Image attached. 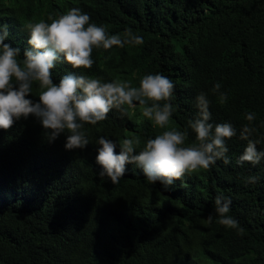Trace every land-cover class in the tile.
Returning a JSON list of instances; mask_svg holds the SVG:
<instances>
[{"label":"trees","instance_id":"1","mask_svg":"<svg viewBox=\"0 0 264 264\" xmlns=\"http://www.w3.org/2000/svg\"><path fill=\"white\" fill-rule=\"evenodd\" d=\"M73 7L111 34L131 28L144 43L94 50L95 63L83 73L58 62L54 83L72 73L138 85L145 74H162L175 84L171 119L180 130L196 118L203 92L209 122L237 130L226 141L230 162L218 160L167 190L129 165L113 185L98 175V139L119 142L135 133L146 140L162 131L139 107L131 117L113 109L86 125L83 150H66V134L49 142L33 116L16 121L0 129V264H264V160L237 163L247 144L239 138L246 112L256 114L251 139L264 152V0H0L5 43L23 60L30 38L24 25ZM218 82L227 93L223 104L212 92ZM33 89L28 98L38 102ZM194 139L189 130L188 143ZM250 176L255 184L246 182ZM218 195L231 199L229 215L242 232L217 223Z\"/></svg>","mask_w":264,"mask_h":264},{"label":"clouds","instance_id":"2","mask_svg":"<svg viewBox=\"0 0 264 264\" xmlns=\"http://www.w3.org/2000/svg\"><path fill=\"white\" fill-rule=\"evenodd\" d=\"M48 21H29L24 25L30 38L23 60L19 59L18 48L5 43L9 35L7 26L0 29V129L8 131L16 121L33 116L40 121L49 142L66 134V150H83L89 145L86 125L105 121L113 109L131 117L139 107L152 127L162 131L146 140L135 133L119 142L100 137L96 156L102 169L99 177H106L115 185L126 175L128 166L135 165L149 184L159 182L167 190L187 175L209 170L218 160L230 162L226 141L235 137L237 130L230 123L209 122L210 101L203 92L196 97V118L180 130L171 119L175 111L171 103L175 84L162 74H145L138 85L130 80L117 78L105 82L99 77L72 73L54 83L52 73L58 62L83 73L95 63L94 50L109 52L114 48L136 47L144 43L142 36L134 34L131 28L111 34L106 27L90 22V16L78 7L57 18L50 16ZM34 85L38 89V102L28 98L33 95ZM221 88L218 82L212 92L223 104L227 93ZM255 119V113H245L247 123L242 126L239 138L247 144L238 164L255 166L264 160V152L257 150L258 141L251 139L256 131L252 126ZM189 130L195 137L191 143H188ZM257 179L250 176L246 182L255 184ZM231 203V199L222 195L215 198L217 223L242 232L239 222L229 215ZM212 221L210 214L207 222Z\"/></svg>","mask_w":264,"mask_h":264}]
</instances>
